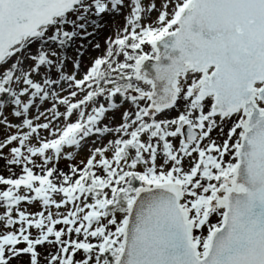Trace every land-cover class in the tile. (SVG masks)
<instances>
[{
  "label": "snow or ice",
  "instance_id": "1",
  "mask_svg": "<svg viewBox=\"0 0 264 264\" xmlns=\"http://www.w3.org/2000/svg\"><path fill=\"white\" fill-rule=\"evenodd\" d=\"M0 162V264H264V0H0Z\"/></svg>",
  "mask_w": 264,
  "mask_h": 264
},
{
  "label": "rangeland",
  "instance_id": "2",
  "mask_svg": "<svg viewBox=\"0 0 264 264\" xmlns=\"http://www.w3.org/2000/svg\"><path fill=\"white\" fill-rule=\"evenodd\" d=\"M117 21H119V18H117ZM109 24H111V20H109ZM109 31H110L109 28H105L103 32H101L97 37H94V38H92V39H93L94 41L98 40L101 44H103L104 36L107 35ZM85 43H87V42L85 41ZM68 51H69V54H71L72 50L69 49ZM93 54H94V53L91 52V49H89V51H88L87 53H85V57H87L88 55H93ZM86 147H87V146H86ZM84 154H85V152H84V150L82 149V150H81V155H84ZM0 164H2V162H0ZM63 166H64V164L62 163V164H61V167H63ZM6 174H7V173H5V175H6Z\"/></svg>",
  "mask_w": 264,
  "mask_h": 264
}]
</instances>
